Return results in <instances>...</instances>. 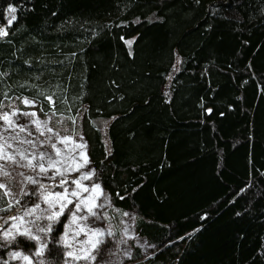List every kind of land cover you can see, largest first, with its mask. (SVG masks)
I'll list each match as a JSON object with an SVG mask.
<instances>
[{
    "label": "trees",
    "instance_id": "16d2710c",
    "mask_svg": "<svg viewBox=\"0 0 264 264\" xmlns=\"http://www.w3.org/2000/svg\"><path fill=\"white\" fill-rule=\"evenodd\" d=\"M0 27V107L83 112L93 180L145 241L129 264H264V0H0ZM34 199L0 212V264L33 248L2 233Z\"/></svg>",
    "mask_w": 264,
    "mask_h": 264
},
{
    "label": "rangeland",
    "instance_id": "374dc122",
    "mask_svg": "<svg viewBox=\"0 0 264 264\" xmlns=\"http://www.w3.org/2000/svg\"><path fill=\"white\" fill-rule=\"evenodd\" d=\"M30 101L31 103H25V101ZM15 113V115H13ZM24 113L35 115H24ZM4 114L9 115L12 121V126L3 119H0V155L14 156L18 163H13L9 160L0 159V165L4 166V169L9 172V176H0V182L6 185L8 195H5V189L0 188V208H7L9 203L15 204L16 201H21L25 196L33 193L34 184L28 183L26 177L31 176L33 179L43 175L37 174L39 169H29L27 167H22L21 165H26L28 161L26 159H21L19 153H23L25 156L31 157L33 155L38 156L40 153H47L53 156L56 160H63L64 163L57 165L61 169L64 167L76 168L78 164L83 163V158L79 155L82 149L78 148V144H86L83 137V112L81 111L74 117H64L57 115L53 112H44L42 106L31 99L25 97H14L5 100L0 107V116ZM39 122L40 128L37 129V123ZM47 122V128L44 127V123ZM106 121H101L100 125L102 128L105 127ZM24 128L21 131V128ZM51 129V131H48ZM41 131L44 133L41 135ZM66 139L65 143H61L62 139ZM31 141V143H28ZM55 143L56 148L60 150V155H57L56 149L52 148L51 145ZM10 145V147H9ZM87 153V149H86ZM37 163V161H33ZM89 170L93 172L90 168L89 163L86 167L81 168L79 171H70L65 174V178L69 179V183L64 187L69 189H74L75 184L71 183L73 179H78L81 173H87ZM55 169L49 173H54ZM24 173V175H20ZM60 177V176H58ZM82 183L85 186L92 187L96 183L93 180H83ZM37 191L34 203L29 206L31 208L36 203H40L41 209H46L47 204L43 202V198L39 197V193L42 191ZM55 192H63V188H59ZM25 193H28L25 195ZM83 196H89V193H82ZM39 197V198H38ZM18 202V203H19ZM93 201H88L87 207L92 206ZM96 204L103 203V207H96L93 211L97 212L102 219L96 220L95 217H89L87 221H79V227L77 225L72 226V232L68 233V243L70 247H66L63 242H61V237L65 233L66 226L70 221V214L66 213V221L62 228V232L58 237L59 245L64 249V259L61 264H129L132 254V249L134 247H139L143 249L144 254H147V249L144 244L145 241L139 238L136 234L134 223L135 215L131 212L120 213L117 210L111 208L110 201L107 195L102 191L101 194L95 199ZM72 207V205H69ZM7 212V211H0ZM86 209L84 212L78 215H86ZM41 215L38 210L34 215L24 216V211L17 215V219L10 222L2 233L3 243L5 245H11L14 241H10L4 238V232L8 231L13 236L15 240L18 237H23L28 239V237L20 235L25 230H31L33 235L40 238L39 242L31 240L34 242L33 248L26 252L17 247H12L6 260L3 264H47L43 255H35L37 249L39 248V243L48 244L50 241V234L45 235L42 232H36V226L43 225L46 226L50 221L46 219L36 220L35 217ZM64 217V216H63ZM62 218V217H61ZM35 221V223H33ZM95 221V223H93ZM55 225V224H54ZM53 225V226H54ZM84 228L80 235L75 233ZM89 229L105 232L103 237L105 243L99 246V253L96 250L91 249V243L94 242L97 237L92 236ZM111 233V235H107ZM46 249V248H45ZM91 250L92 255H96L95 260L91 259H75L76 256H84L86 252ZM19 252V257H14L13 253ZM72 252L73 256H69L68 253ZM28 256L29 259L25 260L23 257Z\"/></svg>",
    "mask_w": 264,
    "mask_h": 264
},
{
    "label": "snow or ice",
    "instance_id": "6c2138e0",
    "mask_svg": "<svg viewBox=\"0 0 264 264\" xmlns=\"http://www.w3.org/2000/svg\"><path fill=\"white\" fill-rule=\"evenodd\" d=\"M8 14L10 16V19H8L7 23L9 26L12 25L13 21L17 19L16 15H13L17 11L15 7L9 6L7 9ZM8 35V32L5 28L0 27V36H6ZM133 41L129 40L126 41V44H128L129 47H131ZM49 99H51L49 97ZM25 103H31L30 101H25ZM15 115V113H13ZM24 115H35L34 113L29 114V113H24ZM0 119L5 120L6 122L9 123V126H12V121L10 120L9 115L4 114L3 116H0ZM37 123V129L39 130L40 124L39 122ZM44 127L47 128V122L44 123ZM21 131L24 130L22 127L20 129ZM48 131H51V129H48ZM44 133L41 131V135ZM66 139H62L60 142L65 143ZM28 143H31V141H28ZM10 147V145H9ZM52 148L56 149L57 155H60V150L56 148V144L53 143L51 145ZM78 148L82 149V151L79 153V155L83 158V163L78 164L76 168H70V167H64L61 169L57 165L63 164V160H56L53 156L47 153H40L38 156L33 155L31 157L25 156L23 153H19L21 159H26L28 163L26 165H21L22 167H27L29 169L35 170L39 169V174H43L45 176H48L49 172L55 169L53 175L48 176L49 179H54L56 176L62 177V179L59 181V183L56 185L57 187H62L63 192H49L48 188L45 187V185L40 184L38 180L33 179L31 176L26 177L28 183L30 184H37L39 185V189H42L43 191L39 193V197L43 198V202L48 205L46 209H41L40 203H36L34 206L31 208H26L24 210V216H29V215H34L37 213L39 210L41 212V215H37L35 217L36 220H42L46 219L50 221L46 226L43 225H38L36 226L35 231L36 232H42L45 235L48 233H51L53 231V225L54 224H59L62 223L63 221L61 220V217L65 216L66 213L70 214V221L68 225L66 226L65 233L61 237V242L64 243L66 247H70V244L68 243V233L72 232V226L77 225L79 227V221H87L89 220V217H95L96 220L102 219V217L99 216V214L95 211H93L94 208L96 207H103V203L101 204H96L95 199L101 194V187L99 184H95L92 187L85 186L82 181L83 180H91L93 176V172L89 170L87 173H81L80 177L78 179H73L71 183L75 184L76 187L74 189H69L68 187H64L66 184L69 183V181L65 178V174L70 172V171H79L81 168H84L88 165L89 160L87 157L86 149H87V144H78ZM0 159L3 160H9L12 161L13 163H18V161L15 160L14 156H8V155H0ZM33 161H37V163H33ZM20 175H24V173H20ZM0 176H9V172L4 169L3 165H0ZM0 188L5 189V195H8V191L6 188V185L2 182H0ZM82 193H89V196L85 197L82 195ZM28 193H25L27 195ZM33 195H37V191L34 190ZM38 197V198H39ZM93 201L91 207H87L88 201ZM17 203L19 201H16ZM69 205H72V207H69ZM13 207L12 203H9L7 208H0V211H10ZM86 209L87 214L86 215H78L79 213L84 212ZM125 215H128L125 213ZM10 219L16 220L17 217L15 215L11 216ZM7 221H5L6 223ZM35 223V221H33ZM95 223V221H93ZM84 228H80L79 231H77L75 234L80 235V232H83ZM89 232H91L92 236L97 237V239L91 243V249L96 250L97 254L99 253V246L104 244L105 241L103 237L105 236V232L100 231L99 229L97 230H92L89 229ZM4 238L10 241H15V236H13L10 232L5 231L4 232ZM20 235L28 237L30 240H35L39 242L40 238L36 235L32 234V231L25 230L23 233H20ZM107 235H111V233H107ZM47 247V244L45 243H39V248L37 249L35 255H43L45 248ZM68 255L71 257L73 256L72 252H69ZM14 257H19L20 253L16 252L13 253ZM25 260H28V256L23 257ZM75 259H91L95 260L96 255L91 254V250L89 252H86L84 256H76L74 257ZM43 264V262H41Z\"/></svg>",
    "mask_w": 264,
    "mask_h": 264
}]
</instances>
